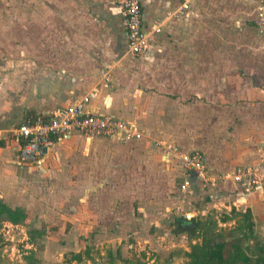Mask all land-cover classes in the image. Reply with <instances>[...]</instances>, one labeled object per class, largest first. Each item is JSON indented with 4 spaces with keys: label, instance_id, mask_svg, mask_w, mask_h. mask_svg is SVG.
<instances>
[{
    "label": "crops",
    "instance_id": "0c3cea01",
    "mask_svg": "<svg viewBox=\"0 0 264 264\" xmlns=\"http://www.w3.org/2000/svg\"><path fill=\"white\" fill-rule=\"evenodd\" d=\"M12 1L0 9V205L18 220L4 212L0 224L46 244L22 264L43 255L42 264H191L202 234L176 231L188 214L203 223L214 215L226 255L234 243L255 252V236L264 243V183L246 192L219 179L264 161L259 0H142L145 28L161 31L138 57L126 52L114 0ZM92 91L87 112L121 118L142 136L70 131L53 135L38 161H19L15 129L28 113L49 116ZM166 144L203 151L216 181L204 187ZM248 208L256 232L247 239L234 230Z\"/></svg>",
    "mask_w": 264,
    "mask_h": 264
},
{
    "label": "built area",
    "instance_id": "2783aa9c",
    "mask_svg": "<svg viewBox=\"0 0 264 264\" xmlns=\"http://www.w3.org/2000/svg\"><path fill=\"white\" fill-rule=\"evenodd\" d=\"M114 2L123 18V25L128 34L127 54L133 57L144 56L150 50L155 49L152 45V37L161 31V24L157 23L149 30L145 28L143 1L114 0ZM255 23L260 32L264 33V0H259ZM96 95V91L87 93L67 107L56 109L49 116L28 113L15 129V139L19 143L20 150L19 161H38L39 156L54 145L53 135H64L70 131H78L88 136L113 137L122 134L124 139L142 136L143 133L139 129L121 118L87 112V104ZM164 148L169 152L177 153L184 169L199 178L204 187L216 181L210 175L207 158L203 151H186L176 144H166ZM229 177L237 183L243 184L245 191L249 192L264 183V161L255 165L238 167L224 176H220L219 179ZM190 185V178H186L181 182L180 188L187 191Z\"/></svg>",
    "mask_w": 264,
    "mask_h": 264
},
{
    "label": "trees",
    "instance_id": "16d2710c",
    "mask_svg": "<svg viewBox=\"0 0 264 264\" xmlns=\"http://www.w3.org/2000/svg\"><path fill=\"white\" fill-rule=\"evenodd\" d=\"M7 212V217L10 220L15 219L12 215V211L3 205H0V218L1 215ZM236 211H232L226 215V218H230ZM203 223L201 220L188 218L186 216H180L176 219V231L177 232H189L191 235H195L198 231L202 234L201 244L195 246L193 252V261L191 264H264V243L255 236V252L251 251V245H242L241 243H234L231 245L230 255L225 254V248L227 242L224 240V229H214L215 222ZM238 228L234 232L241 231L245 238H249V235L254 236L256 232L255 222L253 220V213L250 208L242 213V216L238 219Z\"/></svg>",
    "mask_w": 264,
    "mask_h": 264
},
{
    "label": "rangeland",
    "instance_id": "374dc122",
    "mask_svg": "<svg viewBox=\"0 0 264 264\" xmlns=\"http://www.w3.org/2000/svg\"><path fill=\"white\" fill-rule=\"evenodd\" d=\"M13 1L12 0H0V9H11ZM6 17H4L5 19ZM3 19V16L0 14V20ZM7 20V19H6ZM2 22V21H1ZM1 24V23H0ZM191 214H188V217H191ZM211 217L214 219V215L212 214ZM212 219L213 223L215 222ZM216 223V222H215ZM166 229L169 228V225L166 224L165 225ZM26 228V226H25ZM213 228L218 230V229H223L220 228V226H216ZM22 229H24V227L21 226H12V227H8L5 226L4 224H0V264H22V263H26L29 260L30 255L28 254V252L32 251L34 249V244L37 247L38 250H44V246L46 244L42 243V240H37L35 239V237H29L31 236V231L29 228H26L27 234V238L24 236V233L22 231ZM226 237L224 236V239ZM133 241L134 244H136V240H131V242ZM69 242H71V244L75 243V241H64L61 239L55 240V243L58 244V246H64L67 245ZM58 248V247H57ZM55 253L58 255V251H60V249H55ZM28 257V258H27ZM32 258V257H31ZM39 260V264L44 263L45 258L44 255L42 258H37ZM55 261H58L60 258L56 257L54 258ZM38 260H35L34 263H38ZM70 260H63V264L68 263ZM70 263V262H69Z\"/></svg>",
    "mask_w": 264,
    "mask_h": 264
}]
</instances>
